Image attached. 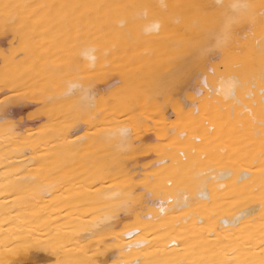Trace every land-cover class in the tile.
<instances>
[{
    "label": "bare ground",
    "instance_id": "1",
    "mask_svg": "<svg viewBox=\"0 0 264 264\" xmlns=\"http://www.w3.org/2000/svg\"><path fill=\"white\" fill-rule=\"evenodd\" d=\"M0 264H264V0H0Z\"/></svg>",
    "mask_w": 264,
    "mask_h": 264
},
{
    "label": "clouds",
    "instance_id": "2",
    "mask_svg": "<svg viewBox=\"0 0 264 264\" xmlns=\"http://www.w3.org/2000/svg\"><path fill=\"white\" fill-rule=\"evenodd\" d=\"M98 49L95 45L89 44L85 45L81 49V56L89 61L88 66L91 68H94L96 66V62L98 60L97 56ZM73 88L81 87L80 85H73ZM66 94H71V89H69V92ZM83 101H88L92 105L95 103V96L94 93L91 92L90 88H85L83 95L81 97ZM131 128L128 125H122L120 126L116 131L109 132L105 134V139L109 142L116 141L115 147L117 149H121L127 146H130V139H131Z\"/></svg>",
    "mask_w": 264,
    "mask_h": 264
},
{
    "label": "rangeland",
    "instance_id": "3",
    "mask_svg": "<svg viewBox=\"0 0 264 264\" xmlns=\"http://www.w3.org/2000/svg\"><path fill=\"white\" fill-rule=\"evenodd\" d=\"M2 43H5V40H2ZM19 101L18 103H16L15 105H11L8 109V115L11 116L13 119L17 120L20 124L21 127L27 126V125H37L38 123H40L44 118L43 117H38L37 115H34L33 111L34 109L37 107V104L34 102H30V101ZM36 105V106H35ZM34 106V107H33ZM30 109H32L33 111L30 113ZM30 110V111H29ZM27 113V114H26ZM31 114V118L29 115ZM20 115V116H19ZM30 117V118H26L25 116ZM17 116V117H16ZM37 116V117H35ZM18 118V119H17ZM21 118V119H19ZM42 119V120H41Z\"/></svg>",
    "mask_w": 264,
    "mask_h": 264
}]
</instances>
